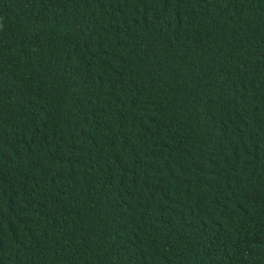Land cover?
Listing matches in <instances>:
<instances>
[{"label": "trees", "instance_id": "1", "mask_svg": "<svg viewBox=\"0 0 264 264\" xmlns=\"http://www.w3.org/2000/svg\"><path fill=\"white\" fill-rule=\"evenodd\" d=\"M0 264H264V0H0Z\"/></svg>", "mask_w": 264, "mask_h": 264}]
</instances>
